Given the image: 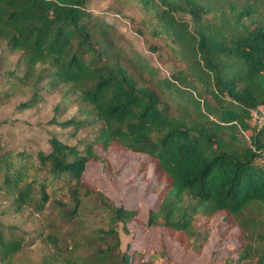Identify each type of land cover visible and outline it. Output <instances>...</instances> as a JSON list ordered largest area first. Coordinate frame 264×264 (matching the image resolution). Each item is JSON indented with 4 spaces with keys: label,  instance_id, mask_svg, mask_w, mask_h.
I'll return each mask as SVG.
<instances>
[{
    "label": "trees",
    "instance_id": "trees-1",
    "mask_svg": "<svg viewBox=\"0 0 264 264\" xmlns=\"http://www.w3.org/2000/svg\"><path fill=\"white\" fill-rule=\"evenodd\" d=\"M89 1L0 0V40L20 52L7 79L32 88L16 111L37 106L64 85L54 114L73 103L77 113L49 123L75 131L96 126L82 148L53 134L50 150L34 155L5 150L0 141V192L16 211L38 213L55 204L63 221L81 219L85 209L104 216V227L74 239L80 249L65 253L64 264H160L163 250L127 245L120 251L119 227L128 232L137 210L83 180L89 162L109 167L95 147L142 154L153 161L161 187L143 229L161 227L197 254L208 242L211 220L221 216L218 226L227 228L220 239L237 243L227 245L223 264L249 257L264 264V231L239 218L251 205L264 206V168L257 163L264 125L250 114L264 109V0H137L140 24L174 64L168 76L125 46L111 24L88 10ZM14 93L9 86L0 99ZM228 226L237 233L226 234ZM21 243L0 227V262Z\"/></svg>",
    "mask_w": 264,
    "mask_h": 264
},
{
    "label": "rangeland",
    "instance_id": "rangeland-1",
    "mask_svg": "<svg viewBox=\"0 0 264 264\" xmlns=\"http://www.w3.org/2000/svg\"><path fill=\"white\" fill-rule=\"evenodd\" d=\"M87 7L95 16L103 18L113 26L117 36L125 39V46L132 47L153 66L158 67L161 76L170 74L174 64L165 56L161 43L140 24L143 14L137 0H90ZM117 8L122 10L121 13H118ZM150 45L156 46V50L150 49ZM19 54V51H9L5 42L0 40V91L9 86L15 89L10 98L0 99V141L3 148L25 150L33 155L37 151L46 152L50 150V134L82 148L81 142L91 136L96 126L75 131L73 128H61L49 123L54 116L57 122H63L77 113V104L73 103L66 110L54 114L53 108L63 98L66 86L60 85L53 94H45L37 106L16 111L17 105L28 100L32 94L30 84L8 80L6 76L7 71L14 69ZM261 112L264 109H260L258 114L262 115ZM94 150L100 157L107 159L109 167H104L100 162H89L83 180L92 186H98L115 204L136 209L138 212L137 220L128 224V232L119 227L120 251H124L127 245L146 250H163L166 259L160 264H223L227 245L237 243L234 239H220L226 236L220 235V232L227 228L226 224L218 226L221 216L211 220L208 242L197 254L186 251L161 227L143 229L141 224L146 220L148 210L156 206L157 194L161 188L157 183L153 161L142 154L115 148L107 154L98 147ZM143 164L144 167L140 170ZM239 218L250 219L255 224V230L264 231V206L257 203L251 205ZM105 225L104 216L89 209H85L81 219L76 221H63L60 218V208L55 204H48L38 213L29 207L16 211L11 198L0 192V227L5 233L22 239L21 249L0 264H64L65 253L80 249L74 241L75 238ZM237 231V226L230 229L228 226L226 234ZM147 258L146 251L143 259ZM232 258L236 259L237 255L232 254ZM232 263L256 264V258L249 257L238 263L232 260Z\"/></svg>",
    "mask_w": 264,
    "mask_h": 264
},
{
    "label": "built area",
    "instance_id": "built-area-1",
    "mask_svg": "<svg viewBox=\"0 0 264 264\" xmlns=\"http://www.w3.org/2000/svg\"><path fill=\"white\" fill-rule=\"evenodd\" d=\"M250 114H251L252 122H254L255 124H257L258 126L264 125V115L258 114V111L257 110H251V113ZM257 163L262 168H264V149L262 151V154L257 159Z\"/></svg>",
    "mask_w": 264,
    "mask_h": 264
}]
</instances>
